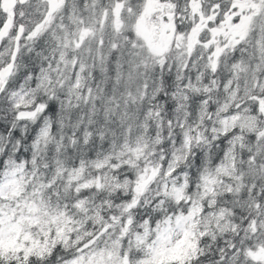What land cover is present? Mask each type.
Returning a JSON list of instances; mask_svg holds the SVG:
<instances>
[{
    "label": "snow or ice",
    "instance_id": "1",
    "mask_svg": "<svg viewBox=\"0 0 264 264\" xmlns=\"http://www.w3.org/2000/svg\"><path fill=\"white\" fill-rule=\"evenodd\" d=\"M0 264H264V0H0Z\"/></svg>",
    "mask_w": 264,
    "mask_h": 264
}]
</instances>
